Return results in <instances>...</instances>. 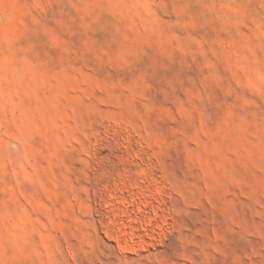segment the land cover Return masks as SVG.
I'll return each instance as SVG.
<instances>
[{
  "label": "rangeland",
  "instance_id": "rangeland-1",
  "mask_svg": "<svg viewBox=\"0 0 264 264\" xmlns=\"http://www.w3.org/2000/svg\"><path fill=\"white\" fill-rule=\"evenodd\" d=\"M0 264H264V0H0Z\"/></svg>",
  "mask_w": 264,
  "mask_h": 264
},
{
  "label": "bare ground",
  "instance_id": "bare-ground-1",
  "mask_svg": "<svg viewBox=\"0 0 264 264\" xmlns=\"http://www.w3.org/2000/svg\"><path fill=\"white\" fill-rule=\"evenodd\" d=\"M149 195H150V194H149ZM155 213H156V212H155ZM147 225H151V221H150V222H148V223L146 224V226H147ZM146 228H147V227H146ZM146 228H145V229H146Z\"/></svg>",
  "mask_w": 264,
  "mask_h": 264
}]
</instances>
